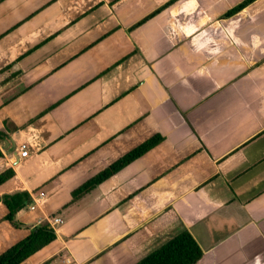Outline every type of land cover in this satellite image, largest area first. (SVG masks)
Listing matches in <instances>:
<instances>
[{"label": "crops", "instance_id": "1", "mask_svg": "<svg viewBox=\"0 0 264 264\" xmlns=\"http://www.w3.org/2000/svg\"><path fill=\"white\" fill-rule=\"evenodd\" d=\"M245 1L0 0V197L32 198L28 228L0 203V254L61 219L22 264H137L185 231L197 264H264V0L225 17Z\"/></svg>", "mask_w": 264, "mask_h": 264}, {"label": "trees", "instance_id": "2", "mask_svg": "<svg viewBox=\"0 0 264 264\" xmlns=\"http://www.w3.org/2000/svg\"><path fill=\"white\" fill-rule=\"evenodd\" d=\"M253 1L254 0L245 1L241 5L229 11L225 17H230L236 14ZM2 137L3 134L0 133V140ZM162 141L163 138L156 135L136 147L131 152L110 165L103 172L74 191L72 193L73 199H78L84 194L90 192L99 184L103 183L108 178L152 150L154 147L158 146ZM2 157L3 154L0 150V158ZM14 176L15 173L12 169L1 173L0 186L14 178ZM0 203H2L8 211L5 216L6 221L17 229L28 228L26 225L19 223L16 219L17 214L32 203V198L28 193L21 192L13 195H5L0 197ZM29 229L30 235L26 239L0 254V264H22L29 257L56 240V234L48 224L37 225ZM202 257L203 252L197 242L188 231H185L179 236L168 241L161 248L157 249L137 264H197Z\"/></svg>", "mask_w": 264, "mask_h": 264}, {"label": "built area", "instance_id": "3", "mask_svg": "<svg viewBox=\"0 0 264 264\" xmlns=\"http://www.w3.org/2000/svg\"><path fill=\"white\" fill-rule=\"evenodd\" d=\"M21 149H22V151H21L20 155H21V157L24 158L27 156L28 152H27L25 146H23ZM33 208L34 207H31V209H33ZM61 222H62L61 219H53L52 221H48V224L51 228H53L55 225L60 224Z\"/></svg>", "mask_w": 264, "mask_h": 264}]
</instances>
